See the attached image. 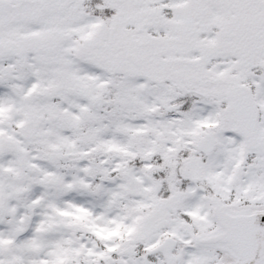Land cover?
<instances>
[{
	"label": "snow or ice",
	"instance_id": "1",
	"mask_svg": "<svg viewBox=\"0 0 264 264\" xmlns=\"http://www.w3.org/2000/svg\"><path fill=\"white\" fill-rule=\"evenodd\" d=\"M0 264H264V0H0Z\"/></svg>",
	"mask_w": 264,
	"mask_h": 264
}]
</instances>
